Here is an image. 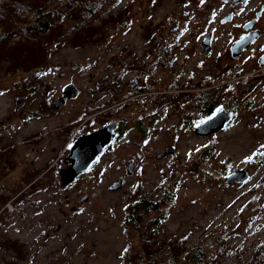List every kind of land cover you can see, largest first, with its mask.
I'll list each match as a JSON object with an SVG mask.
<instances>
[{"label": "rangeland", "instance_id": "obj_1", "mask_svg": "<svg viewBox=\"0 0 264 264\" xmlns=\"http://www.w3.org/2000/svg\"><path fill=\"white\" fill-rule=\"evenodd\" d=\"M15 1H26L30 6L24 10H31L25 13L26 21L0 27V264H201L198 252L204 253L203 264H264V124H254L249 116L218 138L206 139L182 127L170 132L177 117L168 114L154 128L155 137L145 140L150 150L163 151L169 145L174 153L159 160L154 153H144L143 164L116 191L107 189L117 178L115 165L142 152L123 143L112 148L114 157L111 150L102 153L95 168L71 185L60 189L59 183L47 184L53 180L49 169L66 156L68 142L55 127L72 110L67 106L57 114L52 108L64 82L54 76L58 69H83L93 54L102 56L101 45H87L104 32L103 0H94L100 9L74 30L75 23H81L79 5H88V0H41L44 34L30 13L39 9V0H0V10L5 6L1 13L6 14V6L9 12L18 10L10 7ZM54 6L55 11L47 12ZM36 42L41 45L32 46ZM18 101L22 105L15 109ZM132 113L135 106L109 117L130 118ZM205 149L211 152L206 158L201 155ZM256 160H263L259 168ZM241 168L253 179L240 185L223 183L227 172ZM43 170L44 187L30 185ZM24 176L25 182L20 181ZM174 177L177 186L168 202L162 197ZM143 193L160 200L158 211L142 212L135 223L124 222L130 205ZM65 194L75 204L89 194L66 222L61 214L68 211ZM58 223L61 230H53L45 240L44 233ZM144 237L150 239L147 247Z\"/></svg>", "mask_w": 264, "mask_h": 264}, {"label": "flooded vegetation", "instance_id": "obj_2", "mask_svg": "<svg viewBox=\"0 0 264 264\" xmlns=\"http://www.w3.org/2000/svg\"><path fill=\"white\" fill-rule=\"evenodd\" d=\"M102 5L104 32L100 31L102 36L87 45L89 49L101 45L102 56L93 54L91 64L83 69H58L54 76L64 80L56 96L64 100V105L55 113L67 106L72 109L55 127L57 134L68 139L63 155L67 156L78 137L114 122L116 136L102 153L111 150L114 157L112 148L119 143L142 151L115 165L117 178L109 183L121 182V178L125 183L130 176L126 171L131 175L137 172L144 153H154L156 159L164 151L165 147L156 151L152 146L150 150L146 140L155 137L154 128L159 120L168 119V114L177 117L170 132L182 127L195 135L196 125L221 107L228 114V121L216 133L203 137L206 139L218 138L245 120V116L254 124H264V0H103ZM87 7L79 5L81 23H75L72 30L86 24L88 15L100 9L95 5L88 11ZM56 8H48L47 12ZM39 14L41 26V0ZM45 32L42 27L41 33ZM66 85H73V98L63 93ZM129 106H135L130 118L110 119L109 114ZM141 106L148 112L137 111ZM95 112L100 116L94 117ZM137 135L139 139H133ZM51 151H56V147H51ZM101 154L88 171L95 168ZM66 156L49 169L53 178L48 181L49 186L60 184L59 171L67 167ZM108 162L106 159L105 164ZM29 163L34 164L32 160ZM244 170L250 175L249 181L253 179ZM43 172L29 184L38 183L36 186L42 188L45 184L40 179L47 170ZM64 200L68 211L61 210V214L66 222L83 204L72 203L68 195ZM56 226L61 230L62 223ZM53 230L44 233L45 240L52 237Z\"/></svg>", "mask_w": 264, "mask_h": 264}, {"label": "water", "instance_id": "obj_3", "mask_svg": "<svg viewBox=\"0 0 264 264\" xmlns=\"http://www.w3.org/2000/svg\"><path fill=\"white\" fill-rule=\"evenodd\" d=\"M63 92L69 96V98H73L75 96L73 85L64 86ZM21 105L22 102L18 101L15 109H18ZM62 105L63 100L56 99L52 108L58 109ZM228 118V114L225 113L221 107H217L209 117L205 118L196 125L194 134L201 137L214 134L225 127ZM115 127L116 123L110 122L92 133L78 137L74 141L66 158L64 159V163L67 167L59 171L60 189L69 186L79 175H82L89 170L93 163L96 162L100 153L114 140L116 136V133L114 132ZM172 153H174V148L171 146L166 147L163 152L156 155V159H162ZM126 174L131 175V172L127 170ZM249 178V173L241 168L228 172L223 178V183L226 185H240L249 182ZM122 184H124V181H122L121 178V182H114L108 186L107 189L109 191H116ZM88 197L89 194H82L79 197L77 204H83ZM64 198H67V195H65ZM58 229V226L54 227L55 232L58 231Z\"/></svg>", "mask_w": 264, "mask_h": 264}, {"label": "trees", "instance_id": "obj_4", "mask_svg": "<svg viewBox=\"0 0 264 264\" xmlns=\"http://www.w3.org/2000/svg\"><path fill=\"white\" fill-rule=\"evenodd\" d=\"M30 2L34 1V0H29ZM27 2H17L16 1L14 2V5H13V2L10 4V7L11 6H15V8H17L18 10H13L11 12L8 11V7L6 6V14L3 15L1 12L5 10V6L1 8L0 10V27L3 29H6L7 27L9 26H12V25H16V23L18 21H26L27 20V17H28V14H25L27 11L31 10V9H28V10H24V6H30L29 4L27 5H24L26 4ZM36 3H37V0H36ZM87 5H85L86 7ZM95 6L94 3H89L88 4V11L93 8ZM87 9L85 8L86 12H87ZM33 16L36 17V19L39 21V9H36V10H32V12H30ZM41 19H43V15L41 13ZM38 25H40V21L38 22ZM47 26V23L46 22H43V20L41 21V28L39 27L40 29V32H41V29L42 27L46 28ZM28 26L24 27V32H27ZM21 29L23 30V28L21 27ZM29 29H32V28H29ZM37 45H41V42H36V43H33L32 46H37ZM211 152L208 150V149H205L203 152H202V156L203 157H207V156H210ZM263 160H256L255 161V165L257 168L260 167V165L263 163L262 162ZM199 167V165H197V168ZM199 171V169H198ZM177 181L178 179L177 178H172V182L170 184V188L168 189H165L164 190V194H163V199L164 200H167L168 202L170 200L173 199V189L177 186ZM23 185H20L19 187L17 186H14V191L12 192H9V194L11 193H14L16 192V190H19ZM159 206H160V200L159 202L158 201H155V200H151L148 196H147V193H143L141 194L138 199L136 201H134L131 205H130V208H129V211L125 214L123 220L124 222H133L135 223V221L137 220V216H140L142 214V212H147V211H158L159 209ZM143 229V228H142ZM145 230V229H144ZM147 237V235H145ZM145 240V237L141 240V241H144ZM150 239H147L145 240L144 244H146L145 246L147 247L148 246V243ZM126 249L125 250V256H126V253H127V250H128V247L126 246ZM125 256L123 257V259H127L125 258ZM197 257V260L196 261H201V264H203L202 262L204 261V253L202 255V252H198V254L196 255Z\"/></svg>", "mask_w": 264, "mask_h": 264}, {"label": "bare ground", "instance_id": "obj_5", "mask_svg": "<svg viewBox=\"0 0 264 264\" xmlns=\"http://www.w3.org/2000/svg\"><path fill=\"white\" fill-rule=\"evenodd\" d=\"M63 93H64V92H63ZM58 99H61V100H63L62 98H58ZM63 101H64V100H63ZM53 103H54V102H53ZM63 105H64V104H63ZM63 105H62V106H60V108H61V107H63ZM60 108H58V109H54V110H59ZM101 153H102V152H101ZM101 153H100V154H101ZM98 157H99V156H98ZM97 159H98V158H97ZM96 162H97V160H96ZM96 162H94V163H93V165H94ZM89 169H90V168H89Z\"/></svg>", "mask_w": 264, "mask_h": 264}]
</instances>
